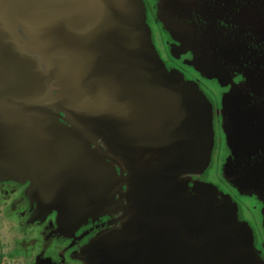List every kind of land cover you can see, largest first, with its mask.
I'll return each instance as SVG.
<instances>
[{
  "label": "flooded vegetation",
  "instance_id": "af4514ba",
  "mask_svg": "<svg viewBox=\"0 0 264 264\" xmlns=\"http://www.w3.org/2000/svg\"><path fill=\"white\" fill-rule=\"evenodd\" d=\"M133 1L144 11L142 45L119 24L125 0H22L16 9L0 0V120L13 121L15 109L24 121L6 139L17 163L5 166L0 151V219L31 227L33 239L21 241L32 246L45 233L32 218L49 206L58 219L59 197L77 205L76 191L83 207H70L88 226L67 229L77 239L54 244L56 256L43 250L25 264H156L162 248L172 264H264V0ZM14 21L21 33L6 30ZM188 75L225 88V97L198 90L212 113L180 92ZM241 215L257 256L239 261Z\"/></svg>",
  "mask_w": 264,
  "mask_h": 264
},
{
  "label": "rangeland",
  "instance_id": "374dc122",
  "mask_svg": "<svg viewBox=\"0 0 264 264\" xmlns=\"http://www.w3.org/2000/svg\"><path fill=\"white\" fill-rule=\"evenodd\" d=\"M126 4V12L125 10H122L120 12V15H124V17L120 18V25L123 28L124 26H126L128 28V31L130 33L131 38L129 39L132 44H143L145 42V34H146V30H145V23L143 21L144 18V11L142 8H140V6H138V4L135 5V1L133 0H125ZM138 6V7H136ZM150 23L153 24L154 21L151 18L150 19ZM155 27V25L153 26ZM123 30V29H122ZM162 34H160V32H156L155 33V42L157 43L159 48H162L164 54H166V48L165 46H163V38L161 36ZM144 46V45H143ZM143 51L148 50L147 46L142 47ZM142 57L144 56V54L141 55ZM150 59V57H148L145 60H141L142 63L148 62ZM192 61V60H191ZM138 62V61H137ZM199 77V74H196ZM207 75H211L210 73ZM195 77V76H193ZM196 77V78H198ZM201 77V76H200ZM200 82H202V84L200 83L198 85V83L192 79L190 77V83L185 82L184 85H179L181 86L180 92L182 93V95L184 96H195V98L197 97L198 101H200V105H203V111L208 113H212V109H213V105L210 99L208 98V94H204L202 95V93H199L198 90H203V87L205 88V92H212L214 93V95L216 96H222L225 88L224 87H219L218 83H215L213 81H210V79L205 78L203 79V77L199 78ZM202 80V81H201ZM151 84V82H150ZM188 84H191V86H188ZM200 86V88H199ZM176 87V86H175ZM209 88V89H208ZM210 89H213L210 90ZM204 91V90H203ZM219 94V95H218ZM214 95L212 97V100H214ZM207 97V98H206ZM146 155H148V153H146ZM145 161H143L144 163ZM211 173L214 174L215 170L211 169ZM194 189L198 193V187L196 188V186L194 187ZM206 189L202 190L203 193H205ZM206 193H210V191L206 192ZM211 194V193H210ZM201 195V194H200ZM208 199H210V196H207V194L205 195ZM166 201L167 199L164 198ZM191 199V198H188ZM245 200V204L251 206V208H256L255 203L258 205L256 198H244ZM178 203V202H177ZM177 205H179L180 207L182 206L181 203H178ZM198 206H202V204H199ZM204 206V203H203ZM48 208L49 206L44 210V212L41 213L40 216H36L32 219H35V223L37 220H40L41 223H43L45 225V233L41 234L39 239H36V241H33L35 243H31L27 244V246L24 244L22 240V238L25 239H30L34 236L33 230L31 229V227H28V233L27 232H23L25 230L19 231L16 230L15 228V224H14V217H10V215H8L7 213H5V219H0V264H25L26 260H30V263H32L35 260V254L36 253H41L43 252V250L45 251L44 254L45 255H53L56 256V252L53 250H51L52 247H54L56 243L58 242H62L65 245H68L76 240L77 238L75 237L76 235H61L56 232H53V229L56 228H64L65 227L59 224V217L58 219L55 218L54 220V211L48 212ZM4 209V207H3ZM49 213V214H48ZM247 213H249V211L247 210ZM14 214L16 215V211L14 212ZM100 215V214H99ZM102 215V214H101ZM246 215V214H245ZM140 222L142 221V219H139ZM56 221L58 223H56ZM89 221L86 219H83L80 223L79 226L83 229H85L88 226ZM238 227H237V234L236 237H234V239H236V245H238L240 248L244 249V250H250L251 246H252V241L253 238L250 236V234L248 233V231L246 230V225L245 224H241L239 223V221H237ZM237 224H234V226H237ZM27 225H31V223H27ZM63 230V229H62ZM77 232H79L78 230L75 231V233L73 234H77ZM84 232H82L83 234ZM87 234V233H86ZM86 236V235H84ZM88 236V235H87ZM22 237V238H21ZM104 236H99L97 239L99 238H103ZM33 239V238H32ZM97 239H94L97 240ZM249 240L250 243V249H245L248 246H246L245 241ZM79 242H83L84 240H78ZM248 242V241H247ZM50 246L49 248H46V246ZM245 248H244V247ZM45 248V249H44ZM233 248H235V245L233 246ZM234 250V249H233ZM85 257H88L85 255ZM81 258H77L76 260H80ZM69 260H72L69 258Z\"/></svg>",
  "mask_w": 264,
  "mask_h": 264
},
{
  "label": "crops",
  "instance_id": "0c3cea01",
  "mask_svg": "<svg viewBox=\"0 0 264 264\" xmlns=\"http://www.w3.org/2000/svg\"><path fill=\"white\" fill-rule=\"evenodd\" d=\"M250 72H251V70H250ZM188 77H189V79L187 80V82L188 83H190V75H188ZM203 79H205V76L203 77ZM212 79H215V78H212ZM188 86H191V84H188ZM229 92V91H228ZM227 93V92H226ZM226 93H224L223 95H224V97L225 96H227V94ZM189 97V96H188ZM223 97V98H224ZM201 109H203L202 108V106H201ZM101 122H103V121H108V115L106 116V114L105 115H102L101 116ZM1 125L3 126V122H1ZM3 129V128H2ZM7 131H5L4 132V130H3V132H2V130L0 129V151L3 153V155H4V158L2 159V163L6 166L7 164H9V165H14V164H16L17 162H15L14 160H12V158H11V151L8 149V144L6 143V139H7V136H8V134H4V133H6ZM9 132V131H8ZM253 180V179H252ZM175 188V187H174ZM99 189L101 190V188L99 187ZM61 192H62V194L64 195V193H63V189L61 190ZM90 194H92V192H89V195ZM88 195V196H89ZM92 196V195H91ZM94 196V195H93ZM64 197L62 196H60L59 197V202H61L62 203V213H59V224L60 225H62L63 224V226L65 227V230H64V228H62L63 230H61V232H62V234L61 235H64V234H66L67 232L66 231H68L67 229H70V231L71 230H73V229H75L77 226H79V223L83 220V219H88V216H86L87 215V213L86 214H84V213H78V214H76V210H73L75 207H70V206H78V205H76V203H74L73 202V204H70V206L69 205H67V201H64V199H63ZM44 199H46V198H44ZM69 201H71V200H69ZM45 205V204H44ZM67 206L69 207V209L67 208ZM46 206H44V208H45ZM78 207H80V208H82L83 207V205H81V206H78ZM63 210H65V214L64 215H67L68 217H66L65 218V216L63 215ZM66 211H68V213L66 214ZM99 211V210H98ZM97 211V212H98ZM245 211V210H244ZM76 214V215H75ZM102 214V213H101ZM247 215V214H246ZM245 215V217H247L248 219H250V216H246ZM86 216V217H85ZM242 217H243V215H241V217L240 216H237V218H235V220L236 221H242L243 219H242ZM203 218V217H202ZM203 220H204V218H203ZM67 221V222H66ZM159 221V220H158ZM159 222H162V223H159V225H161V226H164V220L162 219V217H161V219H160V221ZM67 223H70V225L71 226H69V224H67ZM203 223V222H202ZM159 225H157L156 226V228L158 229L159 228ZM160 229V228H159ZM203 230V231H202ZM246 230L248 231V229L246 228ZM169 233H171V231H168ZM203 233H204V229H201V230H199V232H198V229H197V236H203ZM249 233V232H248ZM159 234V233H158ZM250 234V233H249ZM67 235V234H66ZM251 236V235H250ZM157 237H159V235H157ZM100 239V238H99ZM189 240V239H188ZM187 240V241H188ZM263 242H264V237H263ZM96 241V240H95ZM100 241V240H99ZM185 241H186V239H185ZM237 240H235V242H236ZM248 241V242H247ZM247 241H245V243H246V246H248L247 248H245L244 246V248L245 249H250V243H249V240H247ZM182 242V241H181ZM160 244V243H159ZM158 244V245H159ZM182 246V245H181ZM159 247V246H158ZM163 249V254H164V256L162 255V256H160L159 258H158V262L156 263V264H172L171 262L174 260V257H173V255H172V253L171 254H168L169 253V249L167 250L166 248H162ZM161 250V248H158L157 249V251L159 252ZM255 249H254V239H253V241H252V246H251V249L250 250H244V249H242V248H240L238 245H235V251H234V253H236L235 255H233V259H238L239 261H241L244 257L243 256H245V255H248L249 254V257H251V258H256V256H257V253H256V251H254ZM168 255H171V261L169 260V262H168ZM175 256V255H174Z\"/></svg>",
  "mask_w": 264,
  "mask_h": 264
},
{
  "label": "water",
  "instance_id": "95a60500",
  "mask_svg": "<svg viewBox=\"0 0 264 264\" xmlns=\"http://www.w3.org/2000/svg\"><path fill=\"white\" fill-rule=\"evenodd\" d=\"M13 1V9L17 6V5H19V4H21V1L22 0H12ZM33 2V0H31V3ZM85 4H86V1H85ZM16 9V8H15ZM12 31H14L15 32V34H17V33H21V31L23 30V26L22 25H20L19 23H16L15 21L14 22H12L11 23V25H10V28H8V27H6V30L7 31H9V33H10V31L11 30ZM8 33V32H7ZM9 33H8V35H9ZM108 92V91H107ZM112 92H113V87H111V89H110V95L112 94ZM96 111H100V110H96ZM14 113H15V115H14V120L13 121H10V122H6L5 120H3V121H1L0 120V129L2 130V132H3V130H4V132L5 131H7L6 133H4V134H13L12 132H16V129L14 128L15 126V124L16 123H18V121L19 122H21V123H23L24 124V121H23V118H22V116L20 115V114H18L17 113V110H15L14 109V111H13ZM76 113L78 114V112L76 111ZM18 114V115H17ZM21 116V117H20ZM96 116L98 117V118H96V120L98 121V122H100L102 119H101V114L100 113H97L96 114ZM106 116H107V114H106ZM110 119H108V121H109ZM129 121H130V123H131V126L134 128V129H138V127H137V124H136V122H135V120L133 119V120H131V119H129ZM1 122H3V126L1 125ZM59 126H61V127H63V125H61L60 123H59ZM3 128V129H2ZM13 128L15 129L14 131H12L13 130ZM107 128V127H106ZM9 131V132H8ZM18 135H19V138L23 135L22 134V132H18ZM76 145H78V146H80V147H82L81 146V144L78 142V141H76ZM78 190V189H77ZM75 193H74V197H77V199L75 200L76 202H77V205L78 206H81V205H83L82 203L83 202H80V199H79V195H78V193L76 192V191H74ZM92 197H94V196H91V198H88L89 200H91L92 199ZM83 200H84V198H83ZM73 202V201H72ZM71 202V203H72ZM67 203V205H69V203H70V201H68V202H66ZM79 203V204H78Z\"/></svg>",
  "mask_w": 264,
  "mask_h": 264
}]
</instances>
